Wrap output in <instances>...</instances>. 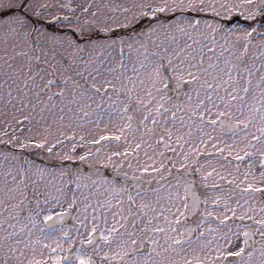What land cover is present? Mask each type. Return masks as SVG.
Listing matches in <instances>:
<instances>
[{"label":"snow or ice","instance_id":"snow-or-ice-1","mask_svg":"<svg viewBox=\"0 0 264 264\" xmlns=\"http://www.w3.org/2000/svg\"><path fill=\"white\" fill-rule=\"evenodd\" d=\"M0 264H264V0H0Z\"/></svg>","mask_w":264,"mask_h":264}]
</instances>
